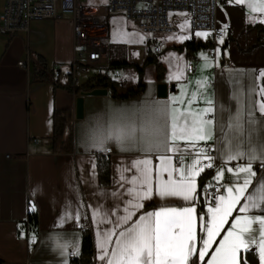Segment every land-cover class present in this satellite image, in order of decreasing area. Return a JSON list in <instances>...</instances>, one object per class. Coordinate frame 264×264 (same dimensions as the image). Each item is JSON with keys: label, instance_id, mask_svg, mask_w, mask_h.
<instances>
[{"label": "crops", "instance_id": "crops-1", "mask_svg": "<svg viewBox=\"0 0 264 264\" xmlns=\"http://www.w3.org/2000/svg\"><path fill=\"white\" fill-rule=\"evenodd\" d=\"M250 16L255 17V21L250 20ZM172 17L178 19L172 23L175 31L157 39L163 49L158 54L152 52L164 67L162 79H156L153 63L146 64L142 92L126 99L113 98L108 87H98L104 89L103 93H93L95 87L78 88L71 93L62 86L69 85L72 56L73 34L68 14L30 19L24 31L14 34L0 32V264H69L70 258L79 253L81 231L86 228L92 243L91 264H107V261L98 258L102 255L98 244L104 242L109 249L116 246L115 234L109 242L104 240L103 233L126 215L125 202L131 199L127 188L132 185L122 182L121 175L130 180L134 173L124 169L131 168L133 161L146 158V154L139 151V137L123 144L115 139L98 142L99 137L108 135L121 124L140 128L159 115L162 126L165 118L171 123L173 110L179 115L189 110L203 113L206 108L213 109L205 114L210 116L206 119L213 121L210 125L213 140L197 145L198 150L206 147L213 149L209 155L214 157L212 163L215 165L196 178L198 236L206 235L199 230V216L205 215L207 219V208L214 206L204 203L202 182L207 174L215 177L218 169L231 167L229 154L254 151L258 157L252 161L253 171L256 172L254 185L264 181V156L261 155L264 148V113L260 111V103L264 99L261 93L264 89V76H261L264 72V28L260 27L264 23L260 20L264 19V13H252L246 5L238 6L230 0H220L217 18L220 23H229L230 29L223 42L216 45L213 55L207 47L193 51L185 47L176 49L174 46L188 41L205 42L206 36L196 35L205 32L192 30L187 14L173 13ZM152 38L153 34L148 33L149 47ZM147 43L129 45L131 50L137 51L136 55L128 56L127 61L133 62L134 59V63L140 65ZM107 50L105 59L108 65ZM29 53L41 57L47 69L58 72L56 82L59 86H53L49 80L33 79ZM17 61H21L22 66L17 65ZM188 65L192 67L191 72H187ZM97 73L113 80V90L117 94L134 88L137 82V73L132 67L107 66L78 72L79 84ZM160 82L166 84L164 96L157 95V84ZM76 96L81 97V113L74 117ZM189 100H192L190 105ZM65 107L71 110V149L54 154L49 142L51 110ZM230 125H239L240 130ZM180 146L186 147L183 144ZM96 153L108 157L107 185L97 183ZM156 155H147L151 168L160 163ZM168 155H173L175 164V154ZM232 161L245 164L248 158ZM190 163L191 159L186 158L185 164ZM257 163L260 164L259 169L254 167ZM237 182L234 174L225 171L219 182L218 196L226 195L223 186ZM142 203V209H129L137 213L133 220L161 207L192 206L180 198L161 199L158 196ZM239 207L237 205V209ZM96 209L100 210V215L95 214ZM113 211L116 215H112ZM30 214L36 215L35 222L27 218ZM237 215H264V206L245 214L233 211L227 217L228 223L219 229L220 235L214 238L202 264H207ZM116 231L118 233L119 229ZM200 244L197 240L198 248ZM257 248V245H252L249 250L260 264Z\"/></svg>", "mask_w": 264, "mask_h": 264}, {"label": "snow or ice", "instance_id": "snow-or-ice-1", "mask_svg": "<svg viewBox=\"0 0 264 264\" xmlns=\"http://www.w3.org/2000/svg\"><path fill=\"white\" fill-rule=\"evenodd\" d=\"M230 3L246 5L252 13H264V0H230ZM249 19L255 21L253 16ZM260 22L264 23V19ZM196 35L208 34L198 32ZM261 76H264V72ZM261 93L264 96V89ZM191 103L192 100H189L188 104ZM208 103L211 104V101ZM212 111L213 109L209 107L204 109L203 113L189 110L176 115V110H173L170 124L165 118L161 126L160 117L156 115L152 121L140 128L132 124H121L108 135L98 138L99 143L115 139L123 144L127 140L139 137L141 143L139 151L146 154V158L135 160L131 168L124 169L125 172L134 173L130 180L121 175L122 182L132 185L127 188V195L131 199L125 202L126 215L121 216L113 228L103 233L104 240L109 242L113 240L115 234L116 246L109 249L105 247L104 242H100L98 244L102 253L98 257L100 260L107 261V264H195L193 256L198 255L199 260L204 262L214 238L220 235L219 229L228 223L227 217L231 216L233 211L245 214L251 209L264 206V181L258 186L254 185L256 172L253 171L252 161L258 158L255 152L238 151L235 155L229 154V161L247 157L248 162L235 168L217 170L214 177L217 184L223 179L225 171L234 174L238 182L223 186L226 195L212 196L214 206L207 208V219L205 215L199 216V230L206 235H197L196 178L207 168L215 166L212 163L214 157L202 149L198 150L197 145L213 140L210 128L213 121L205 118V114ZM260 111L264 113V99L261 100ZM230 127L240 130L239 125ZM181 144L186 147L182 148ZM168 153L175 154V164L173 155ZM148 154H158L156 158L160 163L155 168L149 167L151 160L147 158ZM261 155L264 156V148L261 149ZM186 158L191 159L190 164H185ZM156 196L161 199L180 198L190 202L192 206L161 207L133 220L137 213L129 209H142L143 200ZM237 205H240L238 209ZM95 214L100 215V210L96 209ZM112 215H116V212L113 211ZM197 240L201 242L199 248ZM252 245L258 246L260 264H264V215H237L215 251L211 253L207 264H246L240 253L241 250L248 251Z\"/></svg>", "mask_w": 264, "mask_h": 264}, {"label": "built area", "instance_id": "built-area-1", "mask_svg": "<svg viewBox=\"0 0 264 264\" xmlns=\"http://www.w3.org/2000/svg\"><path fill=\"white\" fill-rule=\"evenodd\" d=\"M220 0H104L105 14L121 11L134 26L146 33L153 34L150 50L158 54L163 47L157 42L166 33L174 32L175 27L170 20V13H185L188 15L192 30L204 31L208 35L205 42L208 52L214 54L215 47L226 37L230 29L229 23H220L217 9ZM92 9V10H90ZM61 14H68L73 34L72 56L69 62V91L79 85L77 73L88 71L91 67L106 68L107 36L100 31L94 33L84 27L99 25L94 7L81 6L80 0H2L0 5V32L14 34L24 31L28 21L33 18H56ZM171 14V15H172ZM22 66L21 61L16 62ZM192 67L188 65L187 72ZM57 76V71H52ZM206 115L205 118H209ZM208 154L213 149H204ZM242 161H231L229 165L235 168ZM259 169L260 164H255ZM211 168H207L209 172ZM212 185V187H208ZM219 184L212 174H207L201 185L205 204L212 205V196H218ZM31 214L27 216L30 218Z\"/></svg>", "mask_w": 264, "mask_h": 264}, {"label": "trees", "instance_id": "trees-1", "mask_svg": "<svg viewBox=\"0 0 264 264\" xmlns=\"http://www.w3.org/2000/svg\"><path fill=\"white\" fill-rule=\"evenodd\" d=\"M264 28V26L260 25ZM176 49L186 48L188 51H193L200 47H208L206 42L192 41L184 42L180 45L174 46ZM32 57L31 67L32 76L35 81H51L53 86H59L56 82V76H53L52 71L47 69L44 65V61L41 57L29 53ZM153 63L156 71V79L160 81L164 73V67L158 61L157 57L152 53L147 43L145 48V54L143 56L142 63L140 65L130 62L127 60L119 62H111L107 66L110 67H132L137 73V82L134 88L126 90L123 94H117L113 90L114 82L102 73H97L93 77L86 79L84 82L79 84L75 90L80 89H91L93 87H108L110 94L113 98L126 99L132 98L139 95L143 88V69L146 64ZM53 76V77H52ZM66 88H70L69 85H62ZM70 125H71V110L70 108H53L51 110V134H50V150L54 154L66 153L71 149L70 140ZM95 171L97 183L99 185H107L109 182V161L105 154H95ZM30 218L35 222L36 215L32 214ZM241 258L246 261V264H257L256 256L251 251H242L240 253ZM92 258V243L90 238L89 230L83 229L80 235L79 253L76 256L70 258L69 264H91ZM195 264H202L198 256H193Z\"/></svg>", "mask_w": 264, "mask_h": 264}, {"label": "rangeland", "instance_id": "rangeland-1", "mask_svg": "<svg viewBox=\"0 0 264 264\" xmlns=\"http://www.w3.org/2000/svg\"><path fill=\"white\" fill-rule=\"evenodd\" d=\"M103 1L104 0H80L81 6L95 8L96 16L99 20V25H89L84 27V29L88 32L92 31L98 33L100 31L106 34L109 40L107 54L110 63L127 60L128 56L136 55L137 51L135 49L131 50L129 45L138 46L141 43L146 44L148 33L137 29L121 11L105 14L103 12ZM171 14L172 13L169 14L171 22L176 23L178 19L172 17ZM120 68L126 67L123 66Z\"/></svg>", "mask_w": 264, "mask_h": 264}, {"label": "water", "instance_id": "water-1", "mask_svg": "<svg viewBox=\"0 0 264 264\" xmlns=\"http://www.w3.org/2000/svg\"><path fill=\"white\" fill-rule=\"evenodd\" d=\"M133 62H136V60H132ZM172 88V86H171ZM93 93H103L104 89L95 87L92 89ZM166 93V84L163 82H160L157 84V95L158 96H164ZM81 113V97L80 96H76L74 99V107H73V116L77 117L79 116Z\"/></svg>", "mask_w": 264, "mask_h": 264}]
</instances>
